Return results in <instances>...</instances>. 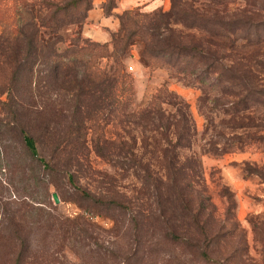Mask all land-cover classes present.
<instances>
[{"label": "rangeland", "instance_id": "rangeland-1", "mask_svg": "<svg viewBox=\"0 0 264 264\" xmlns=\"http://www.w3.org/2000/svg\"><path fill=\"white\" fill-rule=\"evenodd\" d=\"M104 2L102 0L101 7ZM189 2L208 14L244 18L248 26L250 22L256 25L252 31L264 33V0H226L217 4L187 0L186 5ZM158 6L168 10L171 0H159ZM131 8L146 13L154 9L143 5ZM14 10V0H0V36L14 27ZM86 18L81 25L61 28L67 41L75 27L85 37L82 29ZM118 27L119 23L111 33ZM173 28L175 34L185 37L202 35L200 30L181 23L173 24ZM51 35L49 28L41 27L43 40ZM65 43H61V47ZM140 46V42L134 41L123 56L121 72L127 76L116 83L114 93L104 98L87 94L78 103L80 115L86 117L85 136L64 137L65 148L61 151L54 149L51 135L39 139V154L50 162L49 168L31 159L18 134L17 122L34 134L40 128L39 121L30 113L32 104L25 102L29 98L26 94L20 97L22 113L17 112L18 106L9 110L3 103L7 100V93L2 91L7 74L0 54V264H264V94L253 106L257 126L250 132L243 128L232 129L231 115L220 107L209 110L211 120L207 121L199 105L208 110L218 88L207 89L206 84L196 79L198 69L183 73L176 71L177 66L171 67L162 60L147 65L139 54ZM251 49L258 50V59H264V41L236 47L244 61L254 62L249 56ZM96 62L106 71L115 68L111 57H99ZM173 72L176 75L173 76ZM256 72L258 85L264 89V67L256 68ZM163 84L188 103L186 111L193 129L191 135L182 139L186 146L181 149V155L191 156L197 162L196 172L190 178V190L193 198L205 204L201 219H206L212 230L220 231L221 238L210 253L215 260L202 258L195 246L187 245L185 239L168 232V225L176 223L179 224L173 229L176 233L193 241L202 240L190 225L186 209L182 210L181 217V206H173L174 194L163 185L159 188L154 173L158 169L159 174L162 172L157 147L164 144L154 130L158 112L155 102L162 99L160 104L166 113L174 114V118L180 116L165 93L155 98ZM33 93L36 104H42L41 99L47 104L59 102L66 108L64 112L73 107L70 93L57 85L42 86L32 91V96ZM66 123L60 118L45 124L63 133ZM234 131L241 135L242 148L219 156L207 150L211 143L218 145L232 137ZM247 133L254 135L255 140L243 141L249 137ZM98 135L108 139L107 156L99 155L94 149ZM119 141L123 142V150L133 149L142 164L149 165L150 173L146 175L144 169L136 166L131 154L117 153L121 147ZM121 159L125 160L123 166ZM247 165L262 173H249ZM69 173H73V181L68 178ZM84 191H89L93 198H116L127 206L121 209L112 204L97 205ZM53 192H57L58 203L54 202ZM191 207L195 210L197 206ZM79 215L87 219L65 221V217L73 219Z\"/></svg>", "mask_w": 264, "mask_h": 264}, {"label": "trees", "instance_id": "trees-1", "mask_svg": "<svg viewBox=\"0 0 264 264\" xmlns=\"http://www.w3.org/2000/svg\"><path fill=\"white\" fill-rule=\"evenodd\" d=\"M92 1L14 0V27L0 36L2 42L0 54L7 74L2 88V91L7 93V100L3 103L9 106V110L12 106H18L17 112L22 113L23 109L19 103L22 98L20 97L26 94L25 97L29 99L25 102L32 104L30 113L40 123L37 134H34L27 129V126L17 122L18 134L31 159L39 161L44 167L51 166L50 162L39 154L38 149L39 139L46 134L52 136L54 149L60 151L65 148L62 144L64 137L71 138L70 136L73 135L80 138L86 135L84 125L86 117L80 115L78 103H81L87 94L104 98L114 93L116 83L127 76L121 72L122 58L136 40L141 43L139 54L147 65H154L162 60V63L166 65L177 66L176 71L183 73H193L198 69L196 79L206 84L207 89L218 88L219 95L216 93L212 97L213 103L212 106H208V110L199 105V110L207 121L211 120L209 110L220 107L223 112L231 115L232 129L243 128L250 132L251 128L257 126L255 117L252 115L253 106L264 94V89L258 85L256 68L264 67V59H258L256 52L258 50L251 49L249 56L254 58V62L246 59L244 61L236 50L238 44L250 46L264 41V33H259L256 29L252 31L255 24L250 22L251 26H248L246 19L241 17L223 18L216 13L208 14L199 11L191 5V2L186 5L187 0H171V7L168 10H163L159 6L148 13L134 8L123 9L116 14L119 27L111 33L109 40L98 41L84 37L75 27L67 41L61 28L71 24L75 26L83 24L87 11L92 8ZM207 1L217 4L226 0ZM116 3L117 0H105L102 5L103 13L113 14ZM175 23H181L190 29H198L202 35L194 38L175 34L173 28ZM41 27L51 30L52 35L48 40L41 38ZM61 43L66 45L61 47ZM103 56L111 57L114 61L115 68L112 71H106L96 64L97 59ZM172 75L176 74L173 72ZM210 76H213L212 79L209 78ZM52 85H57L70 93V99L74 103L72 109L67 108V110L70 109L68 112H64L66 108L61 107L59 102L53 105L41 99L42 104L35 103V92L32 96V91H38L42 86ZM164 93L168 96V102L180 112V116L174 118V114L166 113L165 108L160 104L162 99L155 102L158 104V112L154 130L158 135L160 134L164 144L157 147L162 158L160 163L162 172L159 174L158 169L154 173L157 174L159 188L163 185L174 194L173 206H181L179 212L181 217L186 209L190 225H193L195 232L201 236L202 240L201 242L193 241V238L176 233L173 230L176 226L179 227L176 223L168 225V232L185 239L187 245L195 246L196 252L202 258L215 260L210 253L214 252L215 243L221 238L220 231L212 230L208 226V221L201 219L205 204L202 200L193 198L190 190L192 189L190 178L192 173L196 172L197 162L191 156L181 155V149L186 146L182 139L191 135L193 129L186 111L188 103L165 84L158 89L155 98L164 96ZM38 95L41 94L38 92ZM222 96H226L227 99ZM203 98L206 99L207 96ZM144 109L146 107L140 110L141 113L145 111ZM60 118L67 122L63 133L45 124L51 121L57 122ZM237 133L234 131L232 137H228L221 144L211 143L207 150L219 156L227 151L242 148L241 135ZM221 135L224 136L225 133L221 132ZM246 136L249 137L244 138L243 141L249 138L255 140V136L250 133ZM107 141L105 136L95 137L94 149L101 156L109 154ZM122 143V141L118 142L121 147L117 153H123L124 156L126 153L131 154V161L133 160L136 166L144 169L146 175L150 173L149 165H143L133 149L123 150ZM120 163L123 166L125 160L121 159ZM246 169L249 173H262L261 170L251 165H247ZM68 178L73 181V173H69ZM83 193L95 204H112L114 208L121 209L127 206L126 203L116 198L106 196L93 198L89 191ZM191 206L197 207L193 210ZM76 218L87 219L79 215L73 219L65 217V221L72 220L70 222H73Z\"/></svg>", "mask_w": 264, "mask_h": 264}, {"label": "crops", "instance_id": "crops-1", "mask_svg": "<svg viewBox=\"0 0 264 264\" xmlns=\"http://www.w3.org/2000/svg\"><path fill=\"white\" fill-rule=\"evenodd\" d=\"M102 0H95L89 9L87 22L83 25V34L98 41H106L111 37V31L118 26L117 13L123 9L143 5L144 8L153 9L159 5V0H118L113 14L105 15L101 7Z\"/></svg>", "mask_w": 264, "mask_h": 264}, {"label": "water", "instance_id": "water-1", "mask_svg": "<svg viewBox=\"0 0 264 264\" xmlns=\"http://www.w3.org/2000/svg\"><path fill=\"white\" fill-rule=\"evenodd\" d=\"M52 197H53L55 203H58L59 202V197L57 195V192H53L52 193Z\"/></svg>", "mask_w": 264, "mask_h": 264}]
</instances>
